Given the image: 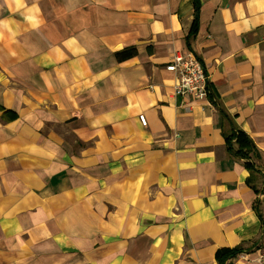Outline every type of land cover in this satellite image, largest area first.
<instances>
[{
    "label": "crops",
    "instance_id": "obj_1",
    "mask_svg": "<svg viewBox=\"0 0 264 264\" xmlns=\"http://www.w3.org/2000/svg\"><path fill=\"white\" fill-rule=\"evenodd\" d=\"M198 2L192 36V0H0V264H218L236 247L227 264H259L264 185L225 139L246 133L264 173V0ZM176 53L209 98L174 94Z\"/></svg>",
    "mask_w": 264,
    "mask_h": 264
},
{
    "label": "trees",
    "instance_id": "obj_2",
    "mask_svg": "<svg viewBox=\"0 0 264 264\" xmlns=\"http://www.w3.org/2000/svg\"><path fill=\"white\" fill-rule=\"evenodd\" d=\"M195 16L194 23L191 30V35L194 36L198 30V12H199V2L198 0H192ZM137 55V51L134 48H128L116 54V58L119 62L126 61ZM210 86L208 85V98L210 96ZM14 118V116L12 117ZM226 148L228 153L234 158L243 162L244 167L249 171L250 178L248 179V184L257 194L261 193V189L258 185H264V173L258 170L256 163L261 160V154L251 140V138L244 133L242 130H234L232 134L225 139ZM244 250L241 247H236L233 249H222L216 253V261L218 264H227L230 259L236 258L238 255L242 254Z\"/></svg>",
    "mask_w": 264,
    "mask_h": 264
},
{
    "label": "built area",
    "instance_id": "obj_3",
    "mask_svg": "<svg viewBox=\"0 0 264 264\" xmlns=\"http://www.w3.org/2000/svg\"><path fill=\"white\" fill-rule=\"evenodd\" d=\"M166 70L176 75L174 94L176 96H191L194 100H202L208 96V74L202 63L190 54H174ZM142 125L146 124L144 117H140ZM258 263L264 264V248L259 253Z\"/></svg>",
    "mask_w": 264,
    "mask_h": 264
}]
</instances>
